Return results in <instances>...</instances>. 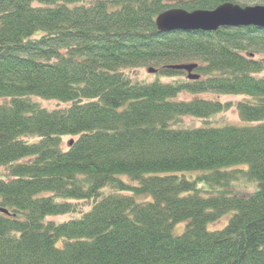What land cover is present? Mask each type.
<instances>
[{
    "label": "trees",
    "instance_id": "16d2710c",
    "mask_svg": "<svg viewBox=\"0 0 264 264\" xmlns=\"http://www.w3.org/2000/svg\"><path fill=\"white\" fill-rule=\"evenodd\" d=\"M225 3L0 0V264H264V31L155 27Z\"/></svg>",
    "mask_w": 264,
    "mask_h": 264
},
{
    "label": "water",
    "instance_id": "95a60500",
    "mask_svg": "<svg viewBox=\"0 0 264 264\" xmlns=\"http://www.w3.org/2000/svg\"><path fill=\"white\" fill-rule=\"evenodd\" d=\"M158 33H210L218 29H240L252 27L264 31V6L240 7L230 3L219 5L211 11L196 10L186 12L180 9L167 10L159 14L155 20ZM172 70L185 71L188 80L195 81L199 77L192 72L197 68L196 64L170 66ZM147 74L156 73L148 69ZM0 214H8L0 209Z\"/></svg>",
    "mask_w": 264,
    "mask_h": 264
},
{
    "label": "rangeland",
    "instance_id": "374dc122",
    "mask_svg": "<svg viewBox=\"0 0 264 264\" xmlns=\"http://www.w3.org/2000/svg\"><path fill=\"white\" fill-rule=\"evenodd\" d=\"M246 7H253L252 4H246ZM247 50L246 52H244V55H248L251 54L253 55V59L254 60H260L264 58V43L261 41H258L257 44L255 45H250L247 46ZM146 69H144L142 71V73L139 75L140 79L145 78L146 76ZM261 76H264V72ZM147 80H151L149 78H145ZM204 100H213V99H218L220 102H231L232 104H235L237 102H239L240 100H242L241 97H235V96H216L214 94H202L200 95ZM191 97L190 96H179L178 98L174 99V101L176 100H190ZM45 106L47 107H54L55 104H45ZM209 122V120H208ZM210 124L212 125V127H208L207 125L204 124L205 128H219V126H224V125H239V118L238 115L236 113V111L234 109L230 110L229 112L216 116L213 119H211ZM203 126V123L199 120L193 119V118H183L181 123H180V127L181 128H198ZM71 141H74V139L72 138H65L63 139V149H66L67 146L69 147V143ZM253 189V185L249 186V189L246 190V192H251ZM90 203H80V208L83 212L88 211V208ZM80 217L79 214L76 215H66V216H58V217H48L47 220H53L56 221L58 223H63V222H67L70 221L71 218L73 219H78ZM229 216H226L225 218L222 219V221H220L219 223H215L212 225L208 226L209 231H220L222 230V228L225 226L227 220H228ZM184 228H185V224H179L176 225L173 228V235L174 236H181L184 232Z\"/></svg>",
    "mask_w": 264,
    "mask_h": 264
}]
</instances>
